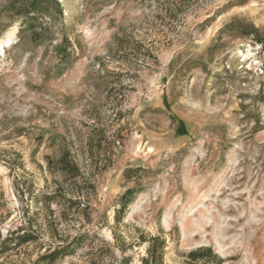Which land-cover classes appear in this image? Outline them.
<instances>
[{
	"label": "rangeland",
	"instance_id": "1",
	"mask_svg": "<svg viewBox=\"0 0 264 264\" xmlns=\"http://www.w3.org/2000/svg\"><path fill=\"white\" fill-rule=\"evenodd\" d=\"M0 0V256L28 264L82 235L57 264H264V0H54L30 30ZM69 152L83 180L48 156ZM127 188L137 190L120 221ZM69 198L78 201L73 203ZM211 247L216 257L189 252Z\"/></svg>",
	"mask_w": 264,
	"mask_h": 264
},
{
	"label": "trees",
	"instance_id": "2",
	"mask_svg": "<svg viewBox=\"0 0 264 264\" xmlns=\"http://www.w3.org/2000/svg\"><path fill=\"white\" fill-rule=\"evenodd\" d=\"M156 2L157 15L169 20H173L178 15L186 12L189 5H193L198 0H142ZM57 4L54 0H11L5 10L11 19L20 21V31L30 30L33 40L37 41L40 31L50 28L49 17L54 14ZM48 164L52 172L61 175L63 181L72 185L83 180V175L79 164L71 158L69 152L63 151L57 158L48 156ZM137 190L127 188L120 196V207L116 211V219L120 221L125 209L134 200ZM69 201L73 202L71 198ZM78 203V201H76ZM73 202V203H76ZM13 230L9 235L0 241V256L12 249L35 242L39 239V234L35 230L18 233ZM82 235L73 240L66 241L54 247H49L46 252L31 260L28 264H57L61 259L72 255L82 242ZM166 240L162 236H152L148 240L147 255L142 258V264H164ZM189 256L194 259H211L216 257L211 247L201 246L189 252ZM220 261L217 262L219 264Z\"/></svg>",
	"mask_w": 264,
	"mask_h": 264
}]
</instances>
